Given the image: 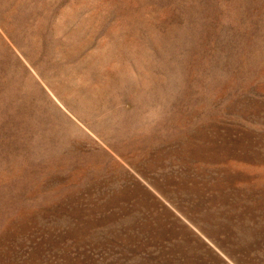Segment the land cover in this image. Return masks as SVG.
I'll return each mask as SVG.
<instances>
[{
  "label": "rangeland",
  "instance_id": "obj_1",
  "mask_svg": "<svg viewBox=\"0 0 264 264\" xmlns=\"http://www.w3.org/2000/svg\"><path fill=\"white\" fill-rule=\"evenodd\" d=\"M0 264H264V0H0Z\"/></svg>",
  "mask_w": 264,
  "mask_h": 264
}]
</instances>
